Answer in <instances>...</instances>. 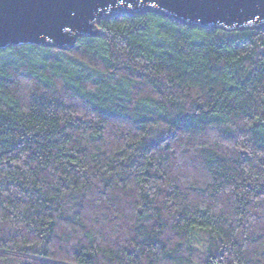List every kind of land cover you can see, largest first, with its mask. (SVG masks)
<instances>
[{"label": "trees", "instance_id": "trees-1", "mask_svg": "<svg viewBox=\"0 0 264 264\" xmlns=\"http://www.w3.org/2000/svg\"><path fill=\"white\" fill-rule=\"evenodd\" d=\"M99 27L0 50V264H264V30Z\"/></svg>", "mask_w": 264, "mask_h": 264}, {"label": "water", "instance_id": "water-1", "mask_svg": "<svg viewBox=\"0 0 264 264\" xmlns=\"http://www.w3.org/2000/svg\"><path fill=\"white\" fill-rule=\"evenodd\" d=\"M145 13L202 29L264 30V0H0V50L70 51L80 38L103 36L101 21Z\"/></svg>", "mask_w": 264, "mask_h": 264}, {"label": "rangeland", "instance_id": "rangeland-1", "mask_svg": "<svg viewBox=\"0 0 264 264\" xmlns=\"http://www.w3.org/2000/svg\"><path fill=\"white\" fill-rule=\"evenodd\" d=\"M194 242L197 248H204L205 246L204 234L202 232H197L194 237ZM197 264H200V263H197Z\"/></svg>", "mask_w": 264, "mask_h": 264}]
</instances>
